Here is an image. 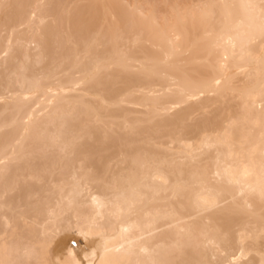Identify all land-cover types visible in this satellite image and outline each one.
Instances as JSON below:
<instances>
[{
  "label": "bare ground",
  "instance_id": "obj_1",
  "mask_svg": "<svg viewBox=\"0 0 264 264\" xmlns=\"http://www.w3.org/2000/svg\"><path fill=\"white\" fill-rule=\"evenodd\" d=\"M0 264H264V0H0Z\"/></svg>",
  "mask_w": 264,
  "mask_h": 264
}]
</instances>
